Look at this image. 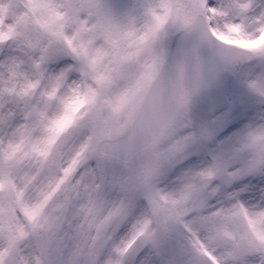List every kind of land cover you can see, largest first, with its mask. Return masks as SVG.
Here are the masks:
<instances>
[{
  "label": "snow or ice",
  "instance_id": "1",
  "mask_svg": "<svg viewBox=\"0 0 264 264\" xmlns=\"http://www.w3.org/2000/svg\"><path fill=\"white\" fill-rule=\"evenodd\" d=\"M0 264H264V0H0Z\"/></svg>",
  "mask_w": 264,
  "mask_h": 264
}]
</instances>
